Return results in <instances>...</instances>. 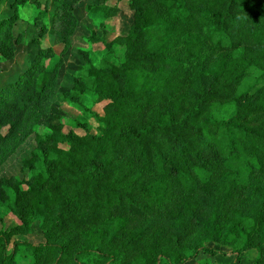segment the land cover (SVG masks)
<instances>
[{
  "label": "trees",
  "instance_id": "trees-1",
  "mask_svg": "<svg viewBox=\"0 0 264 264\" xmlns=\"http://www.w3.org/2000/svg\"><path fill=\"white\" fill-rule=\"evenodd\" d=\"M55 1L53 37L68 42L81 0ZM122 1L94 12L114 18ZM128 1L126 34L89 38L114 61L96 66L82 52L88 79L65 94L98 133L58 122L37 134L64 63L52 47L0 87V169L36 134L30 177L0 178V206L18 220L0 229V264L19 253L28 264H189L223 254L211 245L238 259L257 250L252 264H264V0ZM9 2L0 0V62L21 40L17 10L3 16ZM37 221L44 242L20 239Z\"/></svg>",
  "mask_w": 264,
  "mask_h": 264
},
{
  "label": "rangeland",
  "instance_id": "rangeland-1",
  "mask_svg": "<svg viewBox=\"0 0 264 264\" xmlns=\"http://www.w3.org/2000/svg\"><path fill=\"white\" fill-rule=\"evenodd\" d=\"M14 0H10L5 7L3 16L12 17L16 10L18 12V20L12 28L15 37H21L14 60L1 58L0 62V87L6 85L9 81H13L28 68L31 60L36 57L39 47H52L57 55L64 59V63L59 71V77L55 94L48 100L45 113L37 128V134H47L49 125L58 122L72 124L76 123L88 125L90 131L94 134L98 133V123L94 118L84 110L77 109L70 102L65 100V94L71 92V85L75 78L82 77L87 80L85 70L86 65L83 61L82 52H87L92 62L99 66L107 57L104 46L101 43H91L89 38L93 32L101 35L103 29L107 28L109 40L117 35L127 33L132 22V11L129 8V1L124 0L119 4V13L111 19H104L103 14L94 12L96 5L102 4L103 0H81L75 9L77 24L74 28L73 36L68 42L57 43L53 37V14L58 6L55 0H25L14 8ZM113 2L109 3L112 4ZM47 27L48 33L43 37L41 30ZM34 40H40L38 44H34ZM257 73L247 79L243 91L253 90ZM86 107L91 108L94 112L102 114V105L93 104L90 97L83 98ZM75 131L82 135L83 128H74ZM68 128H66V131ZM36 134L31 135L27 141L21 145L0 169L1 177L15 176L18 179L29 178L31 171L23 167L24 160L30 158L35 148ZM18 224L15 216L6 213V207L0 206V229L13 228ZM41 223L35 222L32 226L30 235L21 237L32 244L44 242ZM214 246L223 254L213 256L211 254L202 253L196 260L189 264H202L204 261H210V264H252L257 258V250L243 253L240 258L229 247ZM17 264H28L31 260L24 258L22 253L16 256ZM238 260V261H237Z\"/></svg>",
  "mask_w": 264,
  "mask_h": 264
},
{
  "label": "crops",
  "instance_id": "crops-1",
  "mask_svg": "<svg viewBox=\"0 0 264 264\" xmlns=\"http://www.w3.org/2000/svg\"><path fill=\"white\" fill-rule=\"evenodd\" d=\"M238 261V260H237Z\"/></svg>",
  "mask_w": 264,
  "mask_h": 264
}]
</instances>
